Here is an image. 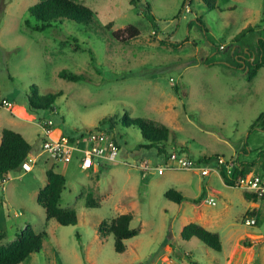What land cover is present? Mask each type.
<instances>
[{"label":"rangeland","instance_id":"1","mask_svg":"<svg viewBox=\"0 0 264 264\" xmlns=\"http://www.w3.org/2000/svg\"><path fill=\"white\" fill-rule=\"evenodd\" d=\"M37 1L0 0V141L4 127L15 129L38 156L33 171L12 170L5 189L0 187V231L6 232L0 244L18 242L31 225L46 232L43 247L20 264H264V198L249 200L245 190L213 172L144 171L143 162L162 165L164 157L145 147L149 142L133 125L116 124L118 160L104 162L99 172L81 170L77 159L55 164L43 154L38 126L51 118L54 138H74L109 130L103 119L128 113L170 127L168 151L209 157L211 164L219 157L256 162L247 170L262 171L264 66L248 81L237 58L258 55L264 0H217L214 10L202 0H75L95 11L92 22L65 18L44 31L26 23H35L29 8ZM144 3L154 19L139 9ZM130 25L139 28L138 36L114 37ZM249 25L255 30L236 42ZM62 70L82 79H64ZM34 84L39 95L58 94L53 112L31 107ZM4 101L14 104L12 111ZM51 167L66 177L60 204L76 210L75 225L47 219L37 201ZM170 188L182 192L183 204L165 197ZM90 193L99 206L86 204ZM202 194L201 202L193 201ZM210 194L215 206L205 202ZM124 213L133 214L131 227L139 233L125 240L120 253L114 235H101L99 225ZM252 216L257 224L247 225ZM190 222L219 232L222 251L197 237L183 239Z\"/></svg>","mask_w":264,"mask_h":264},{"label":"trees","instance_id":"2","mask_svg":"<svg viewBox=\"0 0 264 264\" xmlns=\"http://www.w3.org/2000/svg\"><path fill=\"white\" fill-rule=\"evenodd\" d=\"M131 1L140 2L141 0ZM202 1L209 10H214L217 7V0ZM139 9L154 19L149 3L140 5ZM29 12L35 20V23H32L31 20H27L26 23L28 26L38 31H44L57 22H61L65 18L77 23L89 24L95 16V11L92 8L75 0H39L30 6ZM254 30L255 28L249 25L240 31L235 36L234 40L239 42V40L248 32H253ZM139 34V28L134 25H130L124 30L113 32L115 38L122 39L123 41L136 37ZM73 40L76 41L75 38ZM165 42L166 41H164V43ZM257 49L258 55H255V53L250 54L248 58L243 59L246 66V79L248 81L253 80L257 75L258 70L264 66V37L261 35L257 38ZM237 60L241 59L237 58ZM92 62L94 63L93 57ZM59 75L69 81H79L82 79V75L68 72L67 70L60 71ZM57 96L58 94L39 95V89L34 84L28 99L31 107L35 109H46L53 112ZM117 123L124 126L133 125L138 127L143 137L149 142L145 147L156 148L159 156H163L164 158L167 157V143L169 141L171 130L166 124L144 117H133L128 113H125L117 119L106 118L101 122V124H110L111 128L108 131L113 135V129H115ZM114 137L117 142L115 135ZM31 150V144L19 131L4 127L2 129L0 141V177L8 174L12 170L20 169L22 162ZM238 161L239 160H237V162ZM239 163H241V166H244V168H235L232 178L227 177L223 172L225 184L234 186L236 179L247 172L249 173L250 171H248L247 168L253 167L256 164V162ZM46 177L47 183L40 189L37 195V201L45 208L47 219L54 218L62 225L77 224L78 215L76 210L72 208H64L60 204L62 192L66 187V177L62 173L56 171L54 167L46 170ZM245 194L251 201L257 202L259 200L254 193L246 191ZM164 195L167 199L180 205L186 200V197L182 192L176 188L168 189ZM202 197L203 194L199 199H194L193 201L196 203L199 201L201 202ZM86 204L88 206H99L100 201L90 193L86 198ZM254 213L255 212H253V214ZM132 220V213H124L110 221L104 220L99 225V232L101 235L106 236L110 233L114 235V247L117 252H124L127 249L125 240L132 238L139 233V229L131 227ZM45 234V231L37 232L31 225H28L27 228L23 230L18 242L9 246L0 244V264H20L32 253L39 252L43 247V236ZM181 235L185 240L197 237L216 251H222L223 249L219 232L210 230L200 223H188L183 227ZM5 236L6 232L0 231V240Z\"/></svg>","mask_w":264,"mask_h":264},{"label":"built area","instance_id":"3","mask_svg":"<svg viewBox=\"0 0 264 264\" xmlns=\"http://www.w3.org/2000/svg\"><path fill=\"white\" fill-rule=\"evenodd\" d=\"M12 103L4 101V106L12 111ZM55 122L51 118L44 119L39 123L42 134L43 154H47L55 164H69L75 159L79 161V168L83 171L99 172L104 162H116L119 155V145L114 139V135L105 129L87 130L74 138L62 136L54 138L52 136ZM38 156L29 153L22 162L21 169L24 172L33 171ZM144 171H156L164 174L166 169H181L199 172L202 176L210 175L212 172L223 177V172L229 178L234 175L235 168L243 169L240 163L234 158L226 159L219 157L215 164H211L209 157L195 160L190 155L181 150L168 151L162 165L155 164L151 160H146L141 165ZM9 174L0 177V187L5 189L9 181ZM235 185L245 191L254 193L259 198H264V168L262 171L247 172L236 179ZM206 204L215 206L217 198L215 195H208ZM257 217L252 216L247 219V225L257 224Z\"/></svg>","mask_w":264,"mask_h":264},{"label":"crops","instance_id":"4","mask_svg":"<svg viewBox=\"0 0 264 264\" xmlns=\"http://www.w3.org/2000/svg\"><path fill=\"white\" fill-rule=\"evenodd\" d=\"M243 61H244L243 59L240 60V62H241V64L243 65V67H246ZM13 105H14V104H13ZM6 109H7V108H6ZM38 126H39V124H38ZM20 133H21V132H20ZM21 134H22V133H21ZM22 135H23V134H22ZM28 142H29V141H28ZM29 143H30V142H29ZM30 153H31V152H30ZM208 229H209V228H208Z\"/></svg>","mask_w":264,"mask_h":264}]
</instances>
